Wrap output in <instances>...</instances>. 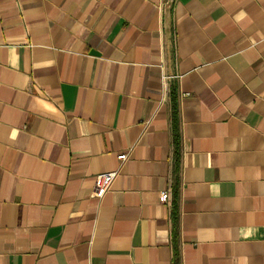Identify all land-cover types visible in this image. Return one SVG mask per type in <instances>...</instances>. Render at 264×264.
Returning a JSON list of instances; mask_svg holds the SVG:
<instances>
[{
    "label": "crops",
    "instance_id": "crops-1",
    "mask_svg": "<svg viewBox=\"0 0 264 264\" xmlns=\"http://www.w3.org/2000/svg\"><path fill=\"white\" fill-rule=\"evenodd\" d=\"M175 249L264 264V0H0V264Z\"/></svg>",
    "mask_w": 264,
    "mask_h": 264
},
{
    "label": "built area",
    "instance_id": "built-area-1",
    "mask_svg": "<svg viewBox=\"0 0 264 264\" xmlns=\"http://www.w3.org/2000/svg\"><path fill=\"white\" fill-rule=\"evenodd\" d=\"M164 78H166L164 76ZM128 157V154L126 152H121L116 155V158L119 162H124ZM118 171L112 170V171H106V172H100L95 175L94 177V191L93 195L96 198H101L110 188L113 180L117 176ZM169 191L165 190L160 193V199L162 202H166L169 199Z\"/></svg>",
    "mask_w": 264,
    "mask_h": 264
},
{
    "label": "trees",
    "instance_id": "trees-1",
    "mask_svg": "<svg viewBox=\"0 0 264 264\" xmlns=\"http://www.w3.org/2000/svg\"><path fill=\"white\" fill-rule=\"evenodd\" d=\"M174 138H175V141L177 142V140H178L177 131L174 132ZM176 154H177V148H176ZM174 221H175V217H174ZM174 233H176V229H174ZM173 253H174L173 254V264H179V255H178L176 249L174 250Z\"/></svg>",
    "mask_w": 264,
    "mask_h": 264
}]
</instances>
